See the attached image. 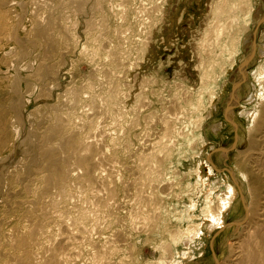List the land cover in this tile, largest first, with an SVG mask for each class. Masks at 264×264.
Masks as SVG:
<instances>
[{
  "label": "rangeland",
  "instance_id": "1",
  "mask_svg": "<svg viewBox=\"0 0 264 264\" xmlns=\"http://www.w3.org/2000/svg\"><path fill=\"white\" fill-rule=\"evenodd\" d=\"M250 249L264 264V0H0V264Z\"/></svg>",
  "mask_w": 264,
  "mask_h": 264
},
{
  "label": "bare ground",
  "instance_id": "2",
  "mask_svg": "<svg viewBox=\"0 0 264 264\" xmlns=\"http://www.w3.org/2000/svg\"><path fill=\"white\" fill-rule=\"evenodd\" d=\"M256 238V237H255ZM255 240V239H254ZM258 241V240H257ZM256 241V243H257ZM256 246V245H255ZM258 248V247H257ZM264 261V260H263ZM260 255L258 256L254 250H248L246 254L242 257L238 264H261Z\"/></svg>",
  "mask_w": 264,
  "mask_h": 264
}]
</instances>
